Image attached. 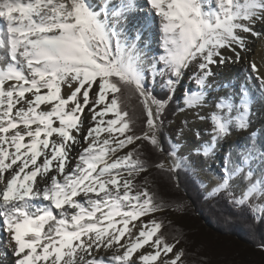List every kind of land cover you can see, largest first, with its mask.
<instances>
[{"label":"snow or ice","instance_id":"1","mask_svg":"<svg viewBox=\"0 0 264 264\" xmlns=\"http://www.w3.org/2000/svg\"><path fill=\"white\" fill-rule=\"evenodd\" d=\"M258 24L264 27V0H0L3 255L10 252L12 264H183L180 241L157 235L162 225L152 214L163 202L149 191L147 177L133 183L149 167L135 142L163 151L157 138L163 113L193 65L197 90L185 89L179 110H197L194 116L211 125L204 131L210 139L195 154L210 159L233 131L248 132L253 97L246 85L218 97L207 116L199 109L212 89L213 66L238 62L247 36L261 35ZM156 35L162 51L153 53ZM251 68L257 73L254 62ZM158 78L167 99L153 94ZM255 79L264 93V77ZM124 92L141 98L146 127L139 136L121 107ZM195 135L199 140L201 132ZM258 136L264 132L251 131L237 147L238 162L231 151L224 156L222 175L205 197L223 194L233 207L249 209L255 223L264 221ZM178 148L152 165L177 186L176 173L188 159ZM236 178L243 181L239 195L232 189ZM145 246L152 251H140ZM257 247L264 251V239ZM113 248L111 256L93 255Z\"/></svg>","mask_w":264,"mask_h":264},{"label":"trees","instance_id":"2","mask_svg":"<svg viewBox=\"0 0 264 264\" xmlns=\"http://www.w3.org/2000/svg\"><path fill=\"white\" fill-rule=\"evenodd\" d=\"M153 94L158 99H167L161 84H154ZM121 107L128 112L130 127L141 135L146 127V115L138 94L124 92ZM183 108L181 99L174 96L168 103L159 126L160 151L148 141H141L140 159L148 164L142 172V181L148 178L149 191L163 202L164 209L152 214L162 227L157 235H163L168 243L178 239L184 250L183 264H264V251L257 245L264 239V221L255 223L249 209H237L227 203L223 194L206 199L207 182L198 174L194 164L187 160L179 169L176 180L159 172L154 163L164 160L172 145H177L170 135L171 125Z\"/></svg>","mask_w":264,"mask_h":264},{"label":"bare ground","instance_id":"3","mask_svg":"<svg viewBox=\"0 0 264 264\" xmlns=\"http://www.w3.org/2000/svg\"><path fill=\"white\" fill-rule=\"evenodd\" d=\"M99 2V0H97ZM142 2V0H141ZM256 30L261 32L260 36H247L246 40V48L245 50L237 49L240 52L241 59L238 62H227L222 65L213 66L212 71L214 75L211 77L209 83L212 85V89L210 91L209 97L207 98L206 106L201 110L202 116H207L210 111H213V104L217 100L218 97L224 96L229 97L233 96L236 89L241 86H247L249 89L250 95H252V116H251V128L248 132H236L233 131V134L228 137L226 140L221 141V145L217 147L215 155L212 157L214 162L218 161L221 153L225 152V155L231 151L232 162H238V156L236 154V149L239 145H243L247 143L248 136L251 131L264 132V93L259 91H254L255 88L259 85V81L255 79L256 75L259 74L261 77H264V27L261 25H257ZM151 48L153 53L158 51H162L158 46V35L152 38ZM223 54L225 56H232L233 60L235 56L232 52L227 49L223 50ZM255 63L257 66V73L252 72L251 64ZM251 77V78H249ZM64 89H62V94ZM91 99V93H90ZM235 103H239V97L234 98ZM82 119H84L85 124L84 127L88 126V122L90 120V114L88 113L87 108H85L84 113L82 114ZM207 121V120H203ZM205 124V123H204ZM207 125V124H205ZM206 127V126H205ZM205 127L200 122H193L184 137L183 141V151H190L196 149L198 147L199 142L195 141L192 138L191 130H199L204 134ZM195 131V132H196ZM106 135V134H105ZM210 139V137H205V140ZM261 142H264V136L257 137V144L259 145ZM130 145L124 149L123 151H128ZM255 166V164L253 165ZM216 182L212 180L211 185L214 186ZM142 220V218H140ZM140 220L134 221L133 223L139 224ZM131 227V225H130ZM124 240L122 239L121 243ZM3 248L0 247V261L3 264H12V256L9 252L7 256L3 255ZM115 251V248L110 249L108 252L101 251L100 253H93V255H104L111 256ZM121 250V254H122ZM140 251L149 252L152 251L148 246H145ZM135 255H139V252ZM159 264V260L156 262Z\"/></svg>","mask_w":264,"mask_h":264},{"label":"rangeland","instance_id":"4","mask_svg":"<svg viewBox=\"0 0 264 264\" xmlns=\"http://www.w3.org/2000/svg\"><path fill=\"white\" fill-rule=\"evenodd\" d=\"M194 70H195V65H193V67L191 69L186 70L184 77L181 79V81L177 85V88L175 91V96L179 97L181 99L182 107H183V95H184L185 89L190 88L192 91L197 90V85L195 84V81L190 79V77L193 76ZM156 83L162 84V80L160 78H158ZM254 91H259V87L257 86ZM195 111H197V110L188 109V110L182 111L179 115H177L175 122L171 125L169 132H170V135L172 136L174 142L179 146L178 154L182 157H187L188 158L187 160H190L194 164V167H196V169L198 170V174L207 182V184H208L207 192H208L213 187L211 185L212 180L217 182L214 179V177L218 174L222 175L221 168H222V165L224 164L223 158L225 156V152L221 153L217 162H214L212 157L210 159L205 160L203 157L197 156L195 154L196 149H193L190 151H183L184 137L186 136V134L189 131V128L193 122H196V121L200 122L201 124H203L204 127L206 126L205 129H210V127H211V125L208 121H202L200 119H197L194 116ZM199 112L201 115L200 109H199ZM184 121H187V125H185L183 123ZM204 123L207 125H205ZM181 129H183L182 133L180 132ZM191 131H192V138L195 141L199 142V144H201L205 141V137L209 138V136L202 134V132L200 131L201 137L198 140L196 138V135H195L196 130L195 131L191 130ZM160 132H161V130L159 129L157 132L158 137H161ZM135 143L139 145L141 143V141L138 140ZM132 147H133V145H130L128 151L131 150ZM142 178H143V174L141 173L139 176H137L135 178L133 183L137 184V183L141 182ZM242 187H243V181L240 180V178H236L232 181V189L238 195L240 194ZM133 191H135V189ZM141 218H142V220L149 219V217H141ZM177 248L182 249L181 246H178V245H177Z\"/></svg>","mask_w":264,"mask_h":264}]
</instances>
